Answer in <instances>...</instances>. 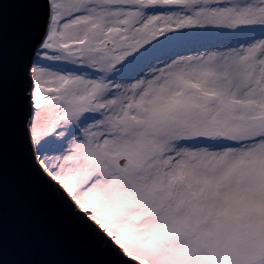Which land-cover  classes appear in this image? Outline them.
Returning <instances> with one entry per match:
<instances>
[{
	"label": "snow or ice",
	"instance_id": "6c2138e0",
	"mask_svg": "<svg viewBox=\"0 0 264 264\" xmlns=\"http://www.w3.org/2000/svg\"><path fill=\"white\" fill-rule=\"evenodd\" d=\"M10 123L109 264H264V0H0Z\"/></svg>",
	"mask_w": 264,
	"mask_h": 264
},
{
	"label": "water",
	"instance_id": "95a60500",
	"mask_svg": "<svg viewBox=\"0 0 264 264\" xmlns=\"http://www.w3.org/2000/svg\"><path fill=\"white\" fill-rule=\"evenodd\" d=\"M110 259L32 174L10 123L0 138V260L3 264H109Z\"/></svg>",
	"mask_w": 264,
	"mask_h": 264
}]
</instances>
